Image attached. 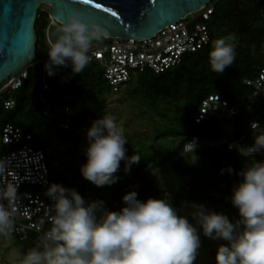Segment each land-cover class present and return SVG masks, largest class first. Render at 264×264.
Here are the masks:
<instances>
[{
  "label": "trees",
  "instance_id": "16d2710c",
  "mask_svg": "<svg viewBox=\"0 0 264 264\" xmlns=\"http://www.w3.org/2000/svg\"><path fill=\"white\" fill-rule=\"evenodd\" d=\"M214 10L209 18V41L199 51L185 56L172 70L161 74L150 71L137 73L125 84V89L144 107L161 116V124L154 125V136L148 141L147 151H137L140 161L131 165L125 178L116 173V180L131 178L142 184L137 192V199H162L172 204L178 214L188 216L184 202L203 204L210 208L223 207L226 211L236 210L228 197L231 188L240 180L236 175L241 169L251 166L253 158L241 155L235 149H228L225 144L216 143L202 146L195 151L198 159L191 164L192 154L184 152V144L191 139L208 140L215 143L225 138L224 124H230L233 140H240L244 148L253 143V135L264 132V102L255 99L250 106L241 98L252 91L244 84L245 79H254L260 69H264V56L261 47L264 43V1L255 0H212ZM49 11L39 7L36 11L34 32L35 58L27 68L26 78L20 87L0 92V135L2 127L10 123L20 129L22 135L29 134L33 148L45 154L49 165L50 185L55 183L65 188L73 184L83 198L86 181L79 179L78 168L63 170L61 155L73 160L81 151L76 138L77 129L88 120L105 116L108 94L111 93L97 67L89 63L78 75H71L70 69H61L54 77L42 74L40 60L47 59V52L42 44V31L49 24ZM227 35L235 37V59L232 66L223 73H211L208 54L212 41ZM43 84L46 88L43 89ZM119 92V91H118ZM217 95L230 104L240 103L236 115L220 124L215 117L195 122L200 102L208 95ZM11 100V108H5L4 101ZM171 108L173 111H171ZM251 117H255L260 127L248 129ZM229 139V140H230ZM61 145V149L56 147ZM13 144L0 141V156L14 148ZM50 149V151L48 150ZM60 161L59 163L56 162ZM257 161L263 156L255 155ZM52 161H55L54 163ZM151 171L168 173V186L145 171L147 164ZM166 166V168H163ZM233 169L231 175L221 169ZM163 168V169H162ZM69 176V178H68ZM127 192L121 187L115 190L109 211H118L123 204L121 197ZM101 197V194H99ZM114 202V203H111ZM5 239L3 237H0ZM16 245L28 248L34 246L28 242L13 239ZM210 255L214 256L211 251Z\"/></svg>",
  "mask_w": 264,
  "mask_h": 264
},
{
  "label": "clouds",
  "instance_id": "9594fccd",
  "mask_svg": "<svg viewBox=\"0 0 264 264\" xmlns=\"http://www.w3.org/2000/svg\"><path fill=\"white\" fill-rule=\"evenodd\" d=\"M102 39L100 25L85 22L79 12H72L50 32L46 75L52 77L65 68L71 75L80 74L90 63L93 43ZM234 41L233 35L212 41L208 54L211 73L221 74L232 66ZM249 126L253 132L260 127L258 122ZM86 140V160L79 173L96 187L116 182L114 174L121 161L127 172L141 159L138 154L126 157L124 129L111 115L94 120ZM184 146L195 164V139ZM260 152H264V132L253 135V144L241 153L253 161L236 173L240 180L228 197L237 210L238 218L233 221L203 204L189 202L184 204L192 209L190 215H180L162 199H137L136 191L121 197L123 207L118 211H109L104 201L86 202L76 190L53 183L45 193L52 203L41 220L50 227L19 264H195L201 236L224 242L216 248L214 264H264V160L254 159ZM8 163L0 158V181L7 174ZM225 171L231 175L233 169H221L220 174ZM17 198L16 184L0 187V237L10 238L13 233ZM2 201H7V206Z\"/></svg>",
  "mask_w": 264,
  "mask_h": 264
},
{
  "label": "built area",
  "instance_id": "2783aa9c",
  "mask_svg": "<svg viewBox=\"0 0 264 264\" xmlns=\"http://www.w3.org/2000/svg\"><path fill=\"white\" fill-rule=\"evenodd\" d=\"M213 5L210 1L206 6L186 15L181 20L161 28L149 38L121 39L103 36L101 45L93 46L90 50V63L94 64L101 72L111 93L120 91L122 86L132 80L137 73L150 71L154 74H161L170 71L185 56L191 55L207 45L209 41L207 22L213 13ZM48 18V25H57L50 13ZM47 59L38 62L43 75L46 74L44 64ZM30 65H27L3 85L0 92L20 87L26 78L27 68ZM244 84L252 88L249 95L241 98L245 105H252L257 98L264 102V69L259 70L256 78L245 79ZM42 88L45 89L46 85L43 84ZM3 105L5 108H11L13 101H4ZM239 105L240 103L237 105L230 104L217 95H208L200 102L194 121L200 122L209 117H215L220 124H223L225 120L236 115ZM250 122H257L256 118L251 117L248 129H251ZM30 138L29 134L22 135L20 129L10 123L2 127L1 143L13 144L15 147L0 156L9 162L7 174L0 181V187L7 183L17 185L18 198L13 204L15 209L13 214L14 229L10 238L35 245L42 233L50 227L47 222L41 224V220L44 218L45 209L51 205L52 201L45 195L50 186L49 165L45 154L27 142L31 140ZM194 139L197 143L195 150L201 149L203 145L207 147L211 144L222 143L228 149H235L243 153L246 147L253 144L242 148L239 139L222 138L211 143L194 136L187 143ZM184 150L187 152L185 146ZM256 155L264 157V152ZM141 186V183L136 182L130 191L137 193ZM2 202L7 206V201Z\"/></svg>",
  "mask_w": 264,
  "mask_h": 264
},
{
  "label": "water",
  "instance_id": "95a60500",
  "mask_svg": "<svg viewBox=\"0 0 264 264\" xmlns=\"http://www.w3.org/2000/svg\"><path fill=\"white\" fill-rule=\"evenodd\" d=\"M210 1L92 0V4L83 5L79 0H0V88L35 58L34 22L40 4L49 7L57 24L66 22L72 12H79L85 22L100 25L105 37L144 39ZM97 3L100 9L93 7Z\"/></svg>",
  "mask_w": 264,
  "mask_h": 264
},
{
  "label": "rangeland",
  "instance_id": "374dc122",
  "mask_svg": "<svg viewBox=\"0 0 264 264\" xmlns=\"http://www.w3.org/2000/svg\"><path fill=\"white\" fill-rule=\"evenodd\" d=\"M39 8L46 13L49 11V7L45 4H40ZM54 26L55 25H47L46 29L42 31L41 40L46 52L48 51L47 39L49 38L50 32L54 31ZM101 43L102 41L94 42L93 46L94 47L100 46ZM261 54L264 56V43L262 44L261 47ZM126 87L127 86L124 85L122 86L119 92L114 94H108V105L105 111V115H111L112 117H114L116 122L123 127L125 132V137L128 142V144L125 145V148L127 149L125 155L126 157H130L134 154H137V151H141V150L147 151L148 141L152 140L151 138L154 136L155 133L154 125L158 126V124L162 123L161 122L162 120H161V116L157 115L156 113L152 111H148L144 107L141 108L140 106H138L133 96L129 94L125 89ZM171 111H173L172 108ZM92 122H93L92 120H88L86 123L80 126L76 131V138L81 147V151L79 152V155L73 158L72 162L71 160L65 158L64 154L61 155V158L63 159V165L67 167L63 170L64 174H66L65 172L67 170L72 168H78L79 170V167L85 163L86 157L84 155V149L87 147L86 131L91 126ZM230 129H231L230 124L223 125V131L225 134V138L227 139L231 138ZM56 147H58V149L62 148L61 145H57V144ZM48 150L50 151V149ZM55 160L57 162V159ZM52 162L54 163L55 161ZM59 162L60 161H58L57 163ZM163 168H166V166H164ZM145 171L151 173V176H153L155 179L158 180L157 184L162 183L160 179L163 178L164 186L165 188H167L169 183L167 172L164 171L162 173L161 171L156 169L151 171L150 163L147 164ZM116 173L119 175V177L122 176V178L123 177L125 178L126 176L129 175V171L125 172L124 161L120 162V167ZM82 179L83 178L81 177V175H79L77 184L81 182ZM86 182H87L86 192L83 199L86 202L102 200L104 201L106 208L110 204L109 201H112V196L118 187H121L125 192H129L133 187V185L136 183L133 182L131 178H126L122 181L116 180L115 183L111 185H105L102 187H96L92 185L90 182L88 181ZM74 183L75 181L69 184V188L76 190L75 186L73 185ZM99 194H101V197H99ZM205 207L212 211L220 212L227 215L230 221H233L238 218L237 210L226 211L221 206H218L217 208H210L207 206ZM186 212L191 213L192 209L187 207ZM220 243H224V242L212 241L210 239L201 236V248L199 250V254L197 256L195 264H214V256L210 255L209 253L213 251L215 255L216 248ZM30 248H32V246L28 248H24L23 246L16 245L13 242L12 238H5V239L0 238V264H19V261L22 258L23 254H25Z\"/></svg>",
  "mask_w": 264,
  "mask_h": 264
},
{
  "label": "snow or ice",
  "instance_id": "6c2138e0",
  "mask_svg": "<svg viewBox=\"0 0 264 264\" xmlns=\"http://www.w3.org/2000/svg\"><path fill=\"white\" fill-rule=\"evenodd\" d=\"M79 3L80 4H83V5H89V4H92V0H79ZM93 7L96 8V9H100V4H93ZM116 13L115 12H112L111 13V16L115 17Z\"/></svg>",
  "mask_w": 264,
  "mask_h": 264
},
{
  "label": "bare ground",
  "instance_id": "6f19581e",
  "mask_svg": "<svg viewBox=\"0 0 264 264\" xmlns=\"http://www.w3.org/2000/svg\"><path fill=\"white\" fill-rule=\"evenodd\" d=\"M12 79V78H11Z\"/></svg>",
  "mask_w": 264,
  "mask_h": 264
}]
</instances>
